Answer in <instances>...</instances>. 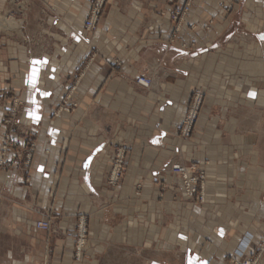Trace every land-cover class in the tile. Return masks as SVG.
<instances>
[{"label": "crops", "instance_id": "0c3cea01", "mask_svg": "<svg viewBox=\"0 0 264 264\" xmlns=\"http://www.w3.org/2000/svg\"><path fill=\"white\" fill-rule=\"evenodd\" d=\"M27 1V34L48 33L53 47L33 55L34 46L15 42L11 60L0 61V95L17 91L27 106L15 137L24 147L38 139L32 183L16 168L5 184L12 237L0 264H33L48 238L50 264H227L248 241L244 256L256 255L264 243V0H194L174 42L171 15L186 0H107L90 45L87 0ZM139 75L152 84H139ZM73 76L78 106L55 121ZM197 87L205 102L184 140L180 122ZM121 147L122 179L111 187ZM169 161L206 170L204 202L182 196ZM50 204L57 234L35 227L34 206L46 212ZM78 216L90 236L80 261L72 247Z\"/></svg>", "mask_w": 264, "mask_h": 264}, {"label": "rangeland", "instance_id": "374dc122", "mask_svg": "<svg viewBox=\"0 0 264 264\" xmlns=\"http://www.w3.org/2000/svg\"><path fill=\"white\" fill-rule=\"evenodd\" d=\"M0 2H1L0 3V61H2L3 59L2 57H4L5 60L7 61L11 60L10 48L14 45L15 42H21L26 45L34 46L35 52L31 53L33 55H42V54L49 53V48L51 49V45L53 47V44H51L52 42H50L51 38L48 37V33H46V36H40V34H38L39 36H36V35L29 36L26 32V28H27L26 18H27L28 13L31 11V7H32L31 4L27 0H0ZM106 4H107V0H87L86 6L88 8L89 14L87 18L84 20V36H85L86 41L88 42V45H90L91 36L95 33L101 21V17L104 15L106 11ZM185 4L179 9L175 10L171 15L172 20L175 22V28L178 25H180V28H181L182 22L185 20V18L188 15L186 14L185 16L184 15L181 16V21L175 20L173 18L175 12L178 10H181L185 6ZM44 8L46 9L47 12H48L47 9L54 10L53 7H49V6H44L42 9ZM94 8H96L97 10L96 23L94 27H92L91 29H88L86 27V20L90 18ZM46 11L43 10L42 15L45 14ZM39 22L43 24L44 22L43 16L39 19ZM41 30L43 31V29ZM179 32L180 30L176 32V30L174 29V32L170 35V42H174L179 39ZM183 43H186V42H182V46H183ZM185 45L186 46H183V47L188 46L187 43ZM1 51H4V53H2ZM99 51H100V48H95L93 52H91L88 60L89 59L91 60L95 57V55H98ZM115 61H116V69L121 70L122 64H123L122 58H117L115 59ZM151 79L153 82V78ZM136 81H137V78H136ZM77 83H78V79L75 76L69 79L68 82L66 83L67 84L66 93L61 96V100L59 104L54 108V110H52V117L55 119V121H57L64 114L69 115V114L75 113V110L78 106V100L76 99ZM204 92L205 91L203 87L195 88L192 91L189 100L185 104V113L180 122L181 124H180V130H179L180 136H182L184 140L191 138L197 130L196 128H197L198 118L203 108V104L205 102ZM67 107H71L69 111L67 110ZM0 108L4 109V116L0 118V149H1V142H2L3 136L7 134V132H9L11 129L14 130L13 138L15 139H17L15 137L17 133L18 134L19 132L23 133L24 131L22 128L23 123H21L20 121V115L23 110L27 109V106H26V103L20 98L17 91H14L11 89L10 90L3 89L0 95ZM192 108H195V114L193 116V121L190 126L188 125V128L183 133L184 121L187 119L190 113V110ZM37 140H38L37 138L33 139L32 141H30L29 145L25 147L22 146L20 141L18 140L20 144L18 149L22 153V158L20 159V166L22 167L20 166L15 167L9 164L10 162H8L5 165H0V176L7 177L4 180H0V261L2 257V254H1L2 247H4L5 244L11 243V237H12L11 230L7 228L8 226L7 224L11 219L12 199L9 197L11 194L9 192L10 188H8V186L6 187V185H9V183L11 182L10 176H12V173H14L13 171L16 168H18L17 170L19 169L21 170V168H24L25 171L22 169L23 170L22 172L24 173H22L21 179L27 182V184L32 183V176L28 170L32 165V160H33V157L36 151ZM32 143L34 144V147H33L34 150L32 151V160H31L30 165L26 166L25 159H26L27 153L32 148ZM181 163L187 166L196 165V167L201 172L204 171L207 174L206 170L200 165L193 164V163L192 164H185L183 162ZM124 165H123V169H124ZM112 167H113V163H112ZM112 167H111V170H112ZM164 168L170 171V169L166 167V164ZM111 170H110L107 182H108V185L112 187L113 185H111L109 182ZM122 174H123V171H122ZM121 179H122V175H121ZM206 180H207V177H206ZM120 181L118 182V184L120 183ZM118 184H116L115 186H117ZM5 188L6 190L7 189L8 190L5 191V193H3V189ZM181 189H182V185H181ZM187 199H190V198H187ZM191 200L198 202V203H202L198 199H191ZM34 209L36 212H39L41 216L39 219L36 220L35 227L37 229L45 230L49 233L57 234L59 232V229H57V227L55 226V219L57 218V214L54 212L55 211L54 205L50 204V206L47 207L46 212H43V209L39 211L38 208L35 206H34ZM39 221H50V228L49 229L38 228L36 224ZM81 222H84L87 226V234H86L87 244L84 248H82L81 255L83 256L85 249L90 247L88 219L85 216H78L76 226H75V235H74L73 243H72L74 259L76 261H80L82 259V256L79 260L76 259L77 258L76 256L77 244H78L77 241L79 238V225L81 224ZM249 246L250 245L248 241L246 243L245 248L236 250L233 253L236 254L240 250L244 251L245 253L247 249H249ZM52 251L53 249L51 246V242L48 238L46 240V245H45L44 250L41 252V255H39L37 259H34L33 264H50ZM242 256L246 257L244 256V254ZM228 263H229V258L227 260V264Z\"/></svg>", "mask_w": 264, "mask_h": 264}, {"label": "built area", "instance_id": "2783aa9c", "mask_svg": "<svg viewBox=\"0 0 264 264\" xmlns=\"http://www.w3.org/2000/svg\"><path fill=\"white\" fill-rule=\"evenodd\" d=\"M194 0H186L185 6L175 12L173 18L175 20L181 21V16H185L191 10ZM97 19V10L94 8L90 18L86 20V27L91 29L94 27ZM180 23V22H179ZM176 32L180 30V25L175 28ZM186 43H183V46ZM137 81L139 84L148 87L152 83V79L146 75H139L137 76ZM71 107H67L69 111ZM195 114V108L190 110V113L187 119L184 121L183 124V133L190 126L193 121V116ZM14 130H10L3 136L1 142V149H0V165H5L8 162L13 166H20V159L22 158V153L18 149L20 144L19 141L13 138ZM34 144L32 143V148L27 153L25 159V165L29 166L32 160V151L34 150ZM126 160V149L124 147L118 148L116 150L114 159H113V167L110 174L109 182L111 185L115 186L121 179L123 165L125 164ZM166 167L170 169L173 173H175L181 182L182 189L181 193L186 198L190 199H198L200 202H204L206 199V177L207 174L204 171H200L196 165L187 166L182 164L178 161H170L166 164ZM36 226L38 228H50V221H39L37 222ZM87 226L84 222H81L79 225V238L77 241V252H76V259L81 258V251L87 244ZM264 250V244L260 247L259 251L256 253L254 257H243L244 251L240 250L236 254L232 253L228 255L229 263L228 264H259V257L261 252Z\"/></svg>", "mask_w": 264, "mask_h": 264}, {"label": "snow or ice", "instance_id": "6c2138e0", "mask_svg": "<svg viewBox=\"0 0 264 264\" xmlns=\"http://www.w3.org/2000/svg\"><path fill=\"white\" fill-rule=\"evenodd\" d=\"M253 95H255V94L253 93Z\"/></svg>", "mask_w": 264, "mask_h": 264}]
</instances>
